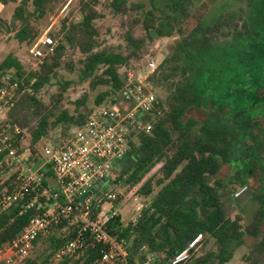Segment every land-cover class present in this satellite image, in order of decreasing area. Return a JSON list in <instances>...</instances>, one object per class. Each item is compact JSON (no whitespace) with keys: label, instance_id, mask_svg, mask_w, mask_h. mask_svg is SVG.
I'll return each mask as SVG.
<instances>
[{"label":"trees","instance_id":"16d2710c","mask_svg":"<svg viewBox=\"0 0 264 264\" xmlns=\"http://www.w3.org/2000/svg\"><path fill=\"white\" fill-rule=\"evenodd\" d=\"M8 1H20L11 25L17 29L18 42L30 47L39 35L35 21L54 12L61 2ZM193 1L149 0L151 9L144 11L140 2L112 0L114 13L129 17L123 22L127 29L123 35L128 50L125 55L100 41L95 26L101 18L99 1L78 0L82 20L74 21L72 15L61 20L52 36L58 41L54 52L36 69L27 72L13 54L0 63V88L19 84L6 122L22 131L17 136L20 151L39 163V144L50 137L52 128L62 126L63 134L68 127L81 128L95 107L114 103L125 85L131 61L144 62L150 43L178 37L151 80L157 96L155 110L147 117L152 130L137 134L130 152L117 165L116 182L129 188L127 194L150 198L134 222L125 225L119 214L108 225L109 234L127 250L128 264H171L172 257L198 235L213 239L216 249L205 250L202 240L181 264H229L244 237H258L264 224V196L245 228L241 217L232 219L228 215L224 203L228 188L237 184L247 187L255 170H244L249 177L236 170L233 180L226 183L218 178L223 167L238 162L241 152L258 149L252 141L264 132V0H201L194 11ZM192 18V24L188 23ZM138 26L143 28L144 37L135 36ZM68 49H77L83 55L81 73L91 80V89L106 87L89 112L80 111L87 96L77 102L75 115L57 113L62 94L49 102L40 97L63 67ZM65 66L75 70L70 61ZM196 112H202L205 119L188 116ZM27 131L30 143L25 145ZM62 144L51 145L58 148ZM240 144L245 150L237 153ZM12 188L11 180L0 175V194ZM156 188L159 190L154 194ZM26 207L27 201H20L0 214V252L38 215L36 208ZM78 233L79 228L71 221H61L34 242V248L41 245L43 250L34 252L24 264H94L103 246L93 242L79 255H65L55 261L57 252Z\"/></svg>","mask_w":264,"mask_h":264},{"label":"built area","instance_id":"2783aa9c","mask_svg":"<svg viewBox=\"0 0 264 264\" xmlns=\"http://www.w3.org/2000/svg\"><path fill=\"white\" fill-rule=\"evenodd\" d=\"M55 45L50 34L38 37L29 49L36 68L54 52ZM160 64L147 56L144 64L127 71L125 85L114 103L95 107L85 124L58 148L45 145L39 163L20 151L17 136L22 131L6 122L19 84L0 88V175L10 179L13 187L0 194V214L24 200L26 208L39 212L21 235L0 252V264H24L34 250V242L63 220L76 225L79 233L57 252L56 262L65 255H79L93 242L103 246L94 264H128L127 250L108 232L109 223L120 214L115 201L122 195V187L121 181L116 182V170L130 152L136 135L152 130L147 117L155 110L157 96L151 80ZM202 239L198 235L189 241L172 257L171 264L187 261ZM151 259L150 256L148 261Z\"/></svg>","mask_w":264,"mask_h":264},{"label":"rangeland","instance_id":"374dc122","mask_svg":"<svg viewBox=\"0 0 264 264\" xmlns=\"http://www.w3.org/2000/svg\"><path fill=\"white\" fill-rule=\"evenodd\" d=\"M97 9L101 14V18L95 21V26L100 34V41L105 47H110L118 52H123L125 55L128 54L124 42V33L126 28L123 27V22L128 21L129 17L122 15H117L114 13L111 2L112 0H98ZM129 3H142L145 6L144 11L151 9L149 0H128ZM201 0L193 1V11L198 8ZM208 3H212L213 0H207ZM20 4L19 2H11L6 0L5 2L0 1V63L9 55L13 54L17 57L24 65L27 72L36 69V61L29 54V45L21 44L15 38V29L11 25L12 16L14 14L15 8ZM79 4L78 0H61L54 12L47 14L44 18L39 21H35L34 25L39 31V35L44 33L53 36L59 30L61 20L64 17L72 15L71 18L74 21H81L82 15L78 10ZM133 15V14H132ZM131 15V16H132ZM193 19V18H192ZM190 20L188 23L194 21ZM186 24L185 28H188L189 24ZM135 36L144 37L145 32L141 26H138L135 30ZM36 38V40L38 39ZM54 38V37H53ZM56 44L58 41L54 38ZM178 37L174 38H158L154 42L150 43L147 47V56L155 58L158 63H162L166 56L170 55L171 48L178 41ZM36 42V41H35ZM146 56V57H147ZM83 59V55L77 49H68L66 52V57L64 58V65L58 70V75L54 78L50 85L46 86L40 93V97L45 101L49 102L50 99L57 95L62 94L63 100L60 104L61 111H67L69 115H75L77 102L81 101L84 96H87V102L81 108V112H89L94 106L96 98L99 92L106 89V87L99 86L97 89H91V80L86 79L82 76L81 68L82 65L80 61ZM138 60V59H137ZM137 60H132L127 71H131L138 67V65L144 64V62H138ZM72 62L75 66L74 71H69L66 68L67 62ZM126 70V69H125ZM124 70V73L126 72ZM101 71L99 72V74ZM163 96L166 92L162 93ZM188 116H193L199 120L205 119L202 112L189 113ZM54 120V119H53ZM68 130L63 134L62 126L52 128L50 131V137L48 139H43L39 144V151L45 145H51L53 143H64L68 137L76 131V129L67 128ZM74 131V132H73ZM26 137H24L25 145L30 143V133L26 132ZM28 137V138H27ZM253 145L257 146L258 149L249 147V150L243 153L238 162H235L232 166H225L220 171L218 178H220L223 183L233 180L236 170H255L256 173L250 178V183L246 184V188L241 184L230 186L224 197V203L227 208L228 215L235 219L237 216L242 219V227H246L250 224L255 211L260 206V197L264 196V132L259 133L257 138L252 141ZM52 146V145H51ZM243 150V145L241 144L237 147V153ZM245 172V171H244ZM246 173V172H245ZM118 175V173H116ZM249 177V173H246ZM213 182V181H212ZM128 187H122V193L125 194L123 198L118 202L117 209L121 214L122 221L125 225L134 222L144 209L146 205L149 204L150 198H144L136 194H127ZM155 193L159 188L155 189ZM236 193L239 196H236ZM264 237V224L262 227L261 234L254 238L245 236L241 244L235 248L234 258L229 264H264V245L262 244ZM205 245V250H215V241L211 238L208 240L203 237ZM43 250V246L34 248L31 256L36 251ZM201 252V251H200ZM202 253V252H201ZM30 256V257H31Z\"/></svg>","mask_w":264,"mask_h":264},{"label":"water","instance_id":"95a60500","mask_svg":"<svg viewBox=\"0 0 264 264\" xmlns=\"http://www.w3.org/2000/svg\"><path fill=\"white\" fill-rule=\"evenodd\" d=\"M86 197H87V195H85L81 200H84ZM187 243H188V242H187ZM187 243H186V244H187Z\"/></svg>","mask_w":264,"mask_h":264}]
</instances>
